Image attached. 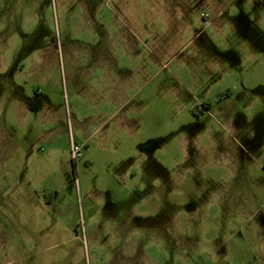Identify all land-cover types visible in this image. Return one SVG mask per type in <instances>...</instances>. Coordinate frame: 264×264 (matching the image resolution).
<instances>
[{
	"label": "rangeland",
	"instance_id": "rangeland-1",
	"mask_svg": "<svg viewBox=\"0 0 264 264\" xmlns=\"http://www.w3.org/2000/svg\"><path fill=\"white\" fill-rule=\"evenodd\" d=\"M180 1L100 0L107 84L76 0H0V264H264V0Z\"/></svg>",
	"mask_w": 264,
	"mask_h": 264
},
{
	"label": "flooded vegetation",
	"instance_id": "flooded-vegetation-1",
	"mask_svg": "<svg viewBox=\"0 0 264 264\" xmlns=\"http://www.w3.org/2000/svg\"><path fill=\"white\" fill-rule=\"evenodd\" d=\"M76 3L77 18L83 20V22L91 26V32L93 36L89 43L83 44L84 49H82V53L86 52L84 58L87 59V62L92 63V65H95L97 63V66L101 62H105L107 58H109L110 63L113 62L114 60L112 54H114L115 52V43H113L111 40L110 44H108V42H105V39H103L105 35V25L101 22L100 19L98 20L97 18V12H101L99 10L100 0H76ZM114 36L115 35H112V38ZM22 71L23 70L21 66L19 67L20 74L22 73ZM30 73L35 74L36 72L30 67ZM26 81H28V79L22 80V83L19 82L20 86L26 84ZM16 86L18 85L16 84ZM18 88L19 86L17 87V89Z\"/></svg>",
	"mask_w": 264,
	"mask_h": 264
},
{
	"label": "crops",
	"instance_id": "crops-1",
	"mask_svg": "<svg viewBox=\"0 0 264 264\" xmlns=\"http://www.w3.org/2000/svg\"><path fill=\"white\" fill-rule=\"evenodd\" d=\"M163 2L166 4V1H163ZM176 2L178 3V1H176ZM179 3L182 5V7H184L183 10H186L190 7H193V4H197V5L200 4V2H195L193 0H192V2L190 0H185L183 2L180 1ZM201 3H203V2H201ZM209 3L211 5L212 10H213L214 15H215L213 17L212 21H214V20L216 21V19H218V17L221 16V13L224 11L227 4H225V3L221 4L220 2L213 1V0H211V2H209ZM186 11H188V10H186ZM134 20H135V18H134ZM130 43L131 42H130L129 38H126V39H122L119 44H123L122 47L127 49V47L130 45ZM109 61L99 63V66L101 68H103V66H106L105 64H107V67H108V73H107V76L104 77V79H105L104 83H107V82L109 83L110 77L113 75V73L115 71V66H116L115 61H113L111 63ZM52 196H53L52 199H55L57 194L52 193ZM46 205H49V201H46Z\"/></svg>",
	"mask_w": 264,
	"mask_h": 264
},
{
	"label": "built area",
	"instance_id": "built-area-1",
	"mask_svg": "<svg viewBox=\"0 0 264 264\" xmlns=\"http://www.w3.org/2000/svg\"><path fill=\"white\" fill-rule=\"evenodd\" d=\"M71 152H72V155H73V156H76V154H77V153H76V152H77V148L72 147V151H71Z\"/></svg>",
	"mask_w": 264,
	"mask_h": 264
}]
</instances>
